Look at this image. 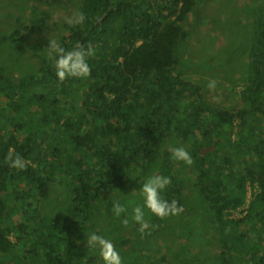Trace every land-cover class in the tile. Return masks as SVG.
Masks as SVG:
<instances>
[{
	"label": "trees",
	"instance_id": "16d2710c",
	"mask_svg": "<svg viewBox=\"0 0 264 264\" xmlns=\"http://www.w3.org/2000/svg\"><path fill=\"white\" fill-rule=\"evenodd\" d=\"M66 1L75 9L68 7L66 17L78 10L86 20L75 26L63 20L56 40L66 50L78 43L93 45L95 54L87 61L90 76L59 81L53 59L38 43L33 58L40 62L39 68L0 78V264H104L99 249L86 247L90 233L110 239L120 252L126 250L123 264H140L135 254L128 258L130 245L138 243L148 260L144 264H151L157 246L147 237L158 239L168 217H144L155 227L139 245L137 207L127 201L139 172L154 170L161 160L157 174L171 179L161 198L171 202L177 196L180 203L183 178L194 177L184 172V162L173 159L175 147L194 156L197 187L190 188V195L198 192L211 202L213 220L226 234L219 259L209 264H264V254L253 243L238 247L234 240V226L253 218L255 209H264V174L247 167L239 170L240 161L219 154L223 146L236 144L240 153L264 157V14L252 17L262 31L257 29L253 59L241 73L246 80L243 103L225 106L205 98L201 78L195 81V76L176 69L179 46L191 40L196 26L188 19L198 0H21L20 11H27L21 21L32 16L27 19L30 26L8 32L5 20L0 38L6 43L25 41L28 33L47 26L51 5ZM236 121L239 133L233 139ZM172 138L180 145L166 146ZM210 148L216 152L207 153ZM9 149L23 157L25 169L9 167L5 162ZM248 161L242 164L249 165ZM248 181L258 186L259 193L245 217L229 219L226 211L246 205ZM73 186L79 187L75 199ZM60 188L67 193L61 196ZM239 188L241 196L236 195ZM113 189L124 197L117 201L126 209L120 216L127 225L115 222L120 216L113 213V203L105 205ZM116 226L124 231L119 240ZM207 238L201 236L204 242ZM237 251L247 255L244 263L233 261ZM158 264H165V259Z\"/></svg>",
	"mask_w": 264,
	"mask_h": 264
},
{
	"label": "rangeland",
	"instance_id": "374dc122",
	"mask_svg": "<svg viewBox=\"0 0 264 264\" xmlns=\"http://www.w3.org/2000/svg\"><path fill=\"white\" fill-rule=\"evenodd\" d=\"M47 4L48 1H44V7ZM20 5L21 0H0V27L5 20L10 24V27L7 28L8 32L16 27L24 30L30 26L31 22H28L27 19L32 16L21 21V15L27 11L21 12ZM55 5L50 6L51 19L47 22V26H42L40 32L28 33L26 40L19 44L14 42L6 43L2 40V37L0 38V78H6L7 76L5 75L10 73L14 75L19 74V72L29 74L33 69L39 68L40 62L33 58L34 44L40 43L47 47L49 44L48 37L56 40L60 36L58 25L61 26L62 21L66 18L64 15L66 9L68 7L73 9L74 7L71 2L68 3L67 1ZM254 13L256 15L264 14V0H198L196 11L189 15L188 20L195 22L192 25L196 26L191 30V40L189 42L185 40L179 46L181 50L180 54H178L176 69L178 73L182 72L188 77L195 76L193 77L195 81H197L196 78H201L199 80L203 82L205 98L208 101L218 102L225 106H233L235 103L241 102V93L246 85L245 77L242 74L249 61L253 59L251 52L252 39H254L257 29L260 28H257L256 22L252 19ZM45 46H43V52L47 53ZM8 62L9 64H6ZM20 68L23 71H20ZM211 81H215L214 88H209ZM29 101H26L25 104H29ZM262 110H264V106ZM262 117L264 118V115ZM239 126L240 124L236 121L231 128L233 139H237ZM256 127L259 128V124ZM174 143L180 145L173 138L165 145L172 147ZM184 144L191 148L192 151L189 143L184 142ZM226 147L223 146L220 149V157L225 158L231 155L235 157V162L240 161L236 165L239 170H244L247 167L264 174L263 156L250 151L247 154H244L243 151L240 153L236 144H233L231 148ZM215 152L216 149L210 148L207 153L214 154ZM190 154L192 153L190 152ZM192 159L193 163L191 165L184 164L183 170L186 174L188 173L196 178V160L194 156ZM247 160H249V165L242 164L247 162ZM157 162L154 170L144 169V171L139 172L141 177H137L133 191L127 201V204H130L131 207L134 205L140 207L144 217L149 220L153 213L144 206L141 187L147 177L150 178L152 175H157V171L162 168L161 160ZM194 178L190 179V181L183 178V195L179 203L184 209L183 212L178 216L168 217V221H165V227L163 224L158 231V239L147 237L148 240L157 246L155 253L150 256L151 264H158L162 258L165 259V264H194L195 261H197V264L200 262L204 264V261L207 260L206 264H209V261L216 263L217 259H219L218 251L221 249L220 244L226 238V234L222 233L219 223L213 220L216 215L210 211L211 202L202 199L198 192L190 195V188L197 187V180ZM236 179L241 181L242 177L239 173H237ZM78 189L79 187L77 186L72 187L73 199H75V192ZM67 191L66 188H60V195H65ZM245 192L247 195L246 205L242 208L226 211V217L234 219L243 218L247 215L248 207L257 197L259 188L252 181H248ZM111 193L112 197L105 201L106 206L120 198H123L122 201L124 200L118 189H113ZM242 193L243 188H239L236 191L237 196H241ZM50 203L53 204L52 202ZM253 214V218L246 220L243 224L234 226L236 230L234 240L239 244L238 247L241 244L253 243L258 253L264 254V209L260 210L257 208L253 211ZM109 217L113 219L114 215H109ZM124 219L123 216H120L115 218V222L121 224ZM149 223L151 224L152 221ZM150 231L151 229L148 232ZM123 232L122 228L116 226L115 234L117 240L121 239ZM148 232L141 234L138 231L135 234L137 239L140 240L139 245L146 239ZM201 236H208L207 241L201 240ZM137 244L133 243L130 245L128 258L133 257L135 254L136 263H147L146 255L138 249ZM117 251L123 264V256H126V250L123 249L120 252L117 247ZM244 258H247V255L237 251L234 254L233 261L238 263V260H240L243 262V260L245 261Z\"/></svg>",
	"mask_w": 264,
	"mask_h": 264
},
{
	"label": "clouds",
	"instance_id": "9594fccd",
	"mask_svg": "<svg viewBox=\"0 0 264 264\" xmlns=\"http://www.w3.org/2000/svg\"><path fill=\"white\" fill-rule=\"evenodd\" d=\"M86 15L83 11H75L69 17L65 18L69 25H83ZM49 44L46 47L50 59L54 61L56 76L63 82L68 78H87L91 74V68L88 64V58L95 54L93 45L89 42L87 46L77 44L72 50H66L57 40L48 37ZM215 87V81L209 83V88ZM173 159L182 161L187 165L193 163L190 153L184 147H175L171 149ZM5 162L9 167L23 170L27 167L26 161L19 154L9 149L5 157ZM171 183L169 177L163 175H152L142 183L141 191L144 197V206L155 216L165 219L169 216H178L183 212V207L175 199L171 202L161 198V191ZM112 211L116 216L126 211L125 207L119 202L114 201ZM134 220L139 224L138 231L145 234L155 225H151L144 219V213L140 207L134 210ZM127 225L128 221H123ZM79 243V241H78ZM86 247L99 249V254L104 264H122V259L114 243L97 233L87 234Z\"/></svg>",
	"mask_w": 264,
	"mask_h": 264
}]
</instances>
